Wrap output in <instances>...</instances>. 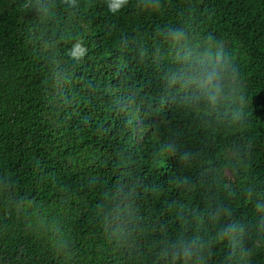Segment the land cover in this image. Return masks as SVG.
Here are the masks:
<instances>
[{
	"label": "trees",
	"instance_id": "1",
	"mask_svg": "<svg viewBox=\"0 0 264 264\" xmlns=\"http://www.w3.org/2000/svg\"><path fill=\"white\" fill-rule=\"evenodd\" d=\"M110 2L0 0V264H264V0Z\"/></svg>",
	"mask_w": 264,
	"mask_h": 264
},
{
	"label": "clouds",
	"instance_id": "2",
	"mask_svg": "<svg viewBox=\"0 0 264 264\" xmlns=\"http://www.w3.org/2000/svg\"><path fill=\"white\" fill-rule=\"evenodd\" d=\"M129 2V0H111L110 3H108V10L115 14L116 12H118L121 8L122 5L127 4ZM154 11H158V9H155ZM78 51H82L79 49V45L76 46ZM73 58H76V53H73ZM216 72L217 69L215 67L211 68V71L207 72L206 75V79L209 81V83L212 82L213 79L216 78ZM235 77L237 80V85L240 82V73L239 70H237L235 72ZM214 99V96L212 97ZM243 114V110L240 109L237 114H236V119L237 121L239 120V117ZM234 226L233 225H229V227L227 229L224 230V233H228L230 231H234ZM165 258L167 257V253L164 254ZM193 257V253L190 247H182L180 248L177 252H174L172 254V260H171V264H176V261L179 260L181 261V264H188L189 261L192 260ZM193 264H196L195 261H193Z\"/></svg>",
	"mask_w": 264,
	"mask_h": 264
}]
</instances>
